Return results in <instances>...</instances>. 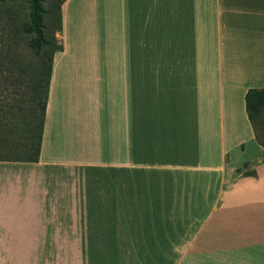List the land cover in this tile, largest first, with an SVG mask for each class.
Segmentation results:
<instances>
[{
    "label": "crops",
    "instance_id": "crops-1",
    "mask_svg": "<svg viewBox=\"0 0 264 264\" xmlns=\"http://www.w3.org/2000/svg\"><path fill=\"white\" fill-rule=\"evenodd\" d=\"M60 41L0 264H264V0H64Z\"/></svg>",
    "mask_w": 264,
    "mask_h": 264
},
{
    "label": "rangeland",
    "instance_id": "rangeland-1",
    "mask_svg": "<svg viewBox=\"0 0 264 264\" xmlns=\"http://www.w3.org/2000/svg\"><path fill=\"white\" fill-rule=\"evenodd\" d=\"M62 0H40L41 26L48 41L36 50L35 34L27 30L31 21L28 0H5L2 22L10 86L7 96L17 101L14 109L6 111L4 126H0V160L30 158L35 152L29 145L32 132H39L41 97L34 93L35 82L49 65L52 52L60 44L59 6ZM43 64H45L43 66ZM257 129L264 132V107L257 116ZM60 263V262H58Z\"/></svg>",
    "mask_w": 264,
    "mask_h": 264
},
{
    "label": "trees",
    "instance_id": "trees-1",
    "mask_svg": "<svg viewBox=\"0 0 264 264\" xmlns=\"http://www.w3.org/2000/svg\"><path fill=\"white\" fill-rule=\"evenodd\" d=\"M29 1V8L31 12V21L27 27V30L33 32L35 34L33 45L36 50L42 48L45 43H48L46 38L44 37V33L41 26V16H40V0H28ZM59 6V30H61V4ZM4 3L5 0H0V126H4L6 122H4L5 114L7 110L14 109L17 106V101L13 100L9 102L11 98L7 96V90L11 84L10 76L7 68V58H8V51L5 49V40L3 39V31H2V22L4 19L3 11H4ZM62 43L57 48L54 49L52 55L49 59V65L45 66L43 70L42 77L40 78V74L36 79L34 93L36 97H41L43 100L39 102L38 107L40 109V127L39 132H32L33 136L30 137L29 145L34 147L35 152L30 158H16L15 160H23V161H36L38 159L40 145H41V136H42V127L45 118V110H46V103L47 97L49 92V81L51 75V67H52V60L53 56L57 51L62 49ZM45 64H43L44 66ZM245 107L247 116L251 122L254 135L258 142L262 145L264 149V132L260 133L257 129V116L259 115L260 111L264 107V88H250L247 90L245 94Z\"/></svg>",
    "mask_w": 264,
    "mask_h": 264
}]
</instances>
